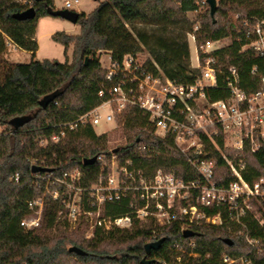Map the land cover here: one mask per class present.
I'll list each match as a JSON object with an SVG mask.
<instances>
[{"label": "trees", "instance_id": "1", "mask_svg": "<svg viewBox=\"0 0 264 264\" xmlns=\"http://www.w3.org/2000/svg\"><path fill=\"white\" fill-rule=\"evenodd\" d=\"M0 0V54L7 48L4 33L22 49L30 51L29 62H6L2 67L0 81V264H71L70 258L95 264H143L144 257H151V264H225L222 256L228 253L238 257L249 252L252 264H264V254L246 239H260L264 247V224L246 206L245 213L235 218L237 210L226 205L201 206L207 216L221 212L222 223L195 224L191 227L193 236H185L183 220L167 227L154 237V227L141 225L135 220L131 228H115L109 231L97 230L86 239L83 235L52 234L61 225L58 212L62 201L54 197L61 185L58 177L77 168L83 172L82 183L88 185L97 181L101 162L84 164V159L110 154L107 133L99 134L88 123L74 130H67L59 141L51 137L60 133L62 125L79 114L99 105L104 81V69L100 61L103 52H111L114 58L128 53L148 51L160 69L171 79L180 83H193L200 76L199 68L191 64V49L188 34L194 32L195 22L189 11L198 10L202 0H102L91 12H80L79 33L57 31L54 41L65 46L66 60L36 59L39 44L36 38L38 20L50 16L48 7L55 6V0ZM207 9L201 16L200 27L195 31L197 44L206 40H220L231 36L232 41L210 54L201 53V61L213 55L217 69L216 86L205 89L210 101L229 96L227 79L230 67L239 74L240 85L247 91L262 87L264 56L252 47L245 37L247 26L235 28L231 13H238L237 20L253 24L264 18V0H216L215 7L206 1ZM34 6L35 18L19 20L13 14ZM73 47L72 60L67 57ZM154 72L157 67L149 61ZM253 69H256L253 72ZM53 92L56 97L46 107L43 98ZM16 117L28 120L18 128L11 121ZM127 143L117 152L123 157H132L135 164L147 172L158 168L174 170L185 179L197 178V172L178 149L173 137L164 138L146 128L145 118H130L124 126ZM210 156L216 159L215 176L228 185L236 178L222 156L225 152L234 158L236 164L242 159L245 168L244 179L253 185L264 175V140H259L256 151L249 143L241 151L225 146L220 131L215 136L219 146L202 134ZM44 138L48 142L41 145ZM138 144L146 150L136 151ZM49 167V171H34L33 166ZM16 174L19 179L16 180ZM43 197L44 205L40 226L27 229L21 221L30 216L33 209L29 201ZM258 209L264 208V196ZM108 214L122 216L131 214L127 200L109 204ZM232 237V238H230ZM226 238L232 242L225 241ZM164 239L156 249L146 250L150 242ZM194 241V245L191 241ZM77 246L84 253L70 251ZM111 247H116L111 252ZM249 250V251H248ZM251 251V252H250Z\"/></svg>", "mask_w": 264, "mask_h": 264}, {"label": "built area", "instance_id": "2", "mask_svg": "<svg viewBox=\"0 0 264 264\" xmlns=\"http://www.w3.org/2000/svg\"><path fill=\"white\" fill-rule=\"evenodd\" d=\"M79 2L65 0L62 8L77 10ZM244 25L247 26L244 34L249 43L243 48L252 47L264 56V18L257 19L253 24L245 20ZM197 29L189 33L197 51L196 68L201 73L195 82L180 83L171 79L151 58L149 61L158 70L154 72L149 61L143 60L139 53H128L119 59L114 58L111 52H103L100 55L105 72L100 90L102 102L65 122L60 133L51 139L57 142L67 130L88 123L94 129L103 121L109 123L111 127L103 132L108 133L115 128H124L130 118H145L146 128H152L156 136L164 138L170 134L173 137L198 177L185 179L176 175L174 170L163 168L147 172L138 167L132 157L123 158L115 151L117 148H113L109 155H98L101 171L97 181L84 185L83 172L79 168L58 177L61 188L53 195L62 201L59 219L64 218L67 223L74 224L86 218L94 234L97 230L131 228L135 220L154 219L163 226H170L180 220L175 211L179 203L182 215L187 217L183 220L187 226L183 227L185 230L200 224L202 219L208 223H222L220 211L207 216L201 206L226 205L230 210L238 211L235 218L239 219L240 214L245 213L244 206L249 208L248 199L264 196V175L251 185L242 174L245 161L241 159L236 164L234 158L225 152L222 156L236 179L228 185L218 181L215 176L216 159L210 156L202 137V134L206 135L219 148L215 136L221 131L225 146L230 149L241 151L246 143L253 151L259 149V140H264V76L260 89L247 91L240 85L238 71L232 66L227 79L229 96L210 101L205 89L217 85L218 72L213 65L216 59L209 55L203 63L201 53L210 54L219 48L221 39L206 40L198 45ZM4 37L7 46L19 47L7 34L4 33ZM103 54L105 57H102ZM47 142L44 138L40 140L41 145ZM139 146L141 152L146 150V145ZM15 179H19L18 174ZM123 199L128 201L131 214L114 216L106 212L109 204ZM190 199L194 200L191 202ZM240 200L244 204L241 208L238 206ZM43 205V197L29 201L35 214L24 218L21 225L27 229L40 226ZM158 235L154 231V237ZM247 240L254 248L260 244V239L247 236ZM222 259L225 264H252L249 252L238 257L224 253Z\"/></svg>", "mask_w": 264, "mask_h": 264}, {"label": "rangeland", "instance_id": "3", "mask_svg": "<svg viewBox=\"0 0 264 264\" xmlns=\"http://www.w3.org/2000/svg\"><path fill=\"white\" fill-rule=\"evenodd\" d=\"M24 1V0H20ZM65 0H59V6L55 4L54 8H62L61 5L64 4ZM102 0H80L78 6L80 9H83L86 12H91L93 11L101 2ZM207 0H202L201 1V6L199 7L198 10L195 11H189L187 14L189 18L195 22V28H199L201 24V16L202 14L206 11L207 5H206ZM77 6V8H78ZM232 18L235 22V28L239 29L241 28V25L244 23L240 20H237L238 13H231ZM48 19H51L52 22L46 23L45 22H40L39 24V31H37V41L39 44V49L36 53V59H45V58H56L60 59L61 61L66 60L65 56V46L61 43H58L53 40L51 36V32H57V31H66L68 33H79L80 32V25L78 23H72L71 21L61 18V17H54V16H48ZM59 23V24H58ZM188 40L190 43V49H191V64L193 67L197 66V51L195 49V43L192 40L191 36L188 34ZM232 37H226L224 39H221V42L219 43L220 47L226 46L229 43H231ZM202 44V43H201ZM200 44V45H201ZM72 53H73V47H70L68 50L67 57L71 61L72 60ZM139 55L143 60H148L152 58V56L148 53V51H143L140 52ZM102 57H105L103 54ZM32 59V54L26 53L22 51L19 47L15 46H7L5 51L0 54V81L2 77V67L5 65L6 62H29ZM201 74V73H200ZM111 127V124L106 123V122H101L100 124H97L95 126V130L97 133H103L107 129ZM4 129V126H0V132ZM125 130L124 128H115L112 131L107 133L108 136V147L109 149L113 148H121L123 145L127 143V134L124 133ZM136 151H142L141 147L139 144L135 147ZM256 201L258 204H260V200L254 196L248 199L246 202L249 206V209L255 214V216L260 219L264 223V208L262 210L258 209L257 204L253 203ZM191 202L194 199H190ZM180 204H176L175 211L178 215V219L180 220H186L187 217H184L181 213V210L179 209ZM35 211L33 210L31 215H34ZM61 225L58 226V228H54L52 230V234L59 235L60 232H66L68 235L73 236L77 233L80 235H83L86 239H90L94 236V230L91 229L90 223L86 218H82L80 221L74 224H69L67 223L66 219L60 218ZM201 223L204 224H213V223H208L205 219L200 220ZM141 225H146L147 227H154L155 231L158 234H161L164 232V230L169 227V226H163L160 223L156 222L154 219H148V220H143L139 221ZM134 225V224H133ZM214 225V224H213ZM218 225V224H215ZM183 227H187L185 221L183 222ZM232 238V237H230ZM233 239V238H232ZM247 239V235H246ZM194 241H191V244L194 245ZM257 249V252L259 254H264V247L262 244H259L258 246L255 247ZM253 246L250 249H255ZM111 252L116 249V247H111ZM249 251V250H248ZM151 258V257H149ZM71 264H95L93 262L85 263L82 261H79L74 258L69 259Z\"/></svg>", "mask_w": 264, "mask_h": 264}, {"label": "water", "instance_id": "4", "mask_svg": "<svg viewBox=\"0 0 264 264\" xmlns=\"http://www.w3.org/2000/svg\"><path fill=\"white\" fill-rule=\"evenodd\" d=\"M37 1H45V0H37ZM208 1L212 7H215L216 0H208ZM47 10L51 16L61 17V18H64V19L71 21L72 23H78V21H79L80 11L73 10V9H67V8H53L50 6L48 7ZM36 15H37L36 8L34 6H30V7L26 8L22 11L15 12L13 14V17H15L19 20H27V19L35 18ZM56 95H57V92H53V93L46 95L43 98V100L41 101V105L43 107H46L52 100H54ZM27 120H28L27 117H16V118L12 119L11 124L15 128H18L19 126L23 125ZM118 150L119 149H115V151H118ZM97 159H98L97 155L93 156V157L86 158V159H84V164L94 163L97 161ZM33 170L34 171H49V170H51V168L43 167L40 165H34ZM184 234H185V236H193L194 231L192 229H185ZM163 240L164 239H159V240L148 243L146 245L147 252L150 253L151 249L158 248L161 245V243L163 242ZM225 241H228L230 243L232 242V240L229 238H226ZM70 251H75L77 253H84V251L77 246L70 247ZM152 262H153V259H150L147 257H144L142 259L143 264H151Z\"/></svg>", "mask_w": 264, "mask_h": 264}, {"label": "crops", "instance_id": "5", "mask_svg": "<svg viewBox=\"0 0 264 264\" xmlns=\"http://www.w3.org/2000/svg\"><path fill=\"white\" fill-rule=\"evenodd\" d=\"M55 4L59 6V5H60V4H59V0H55ZM61 6H63V5H61ZM77 10L80 11V12H81V11H84L83 9H80L79 6H78ZM85 12H86V11H85ZM48 18H49L48 16H44V17L39 18V20H38V25H37V29H36V36H37V31H39V24H40V22H42V21H43V22L46 21V23L52 22L51 19H48ZM58 24H59V23H58ZM53 33H55V32H54V31L51 32V36L53 35ZM20 49H22V48H20ZM22 51L31 54L30 51H27V50H24V49H22ZM51 59H54V58H51ZM39 60H42V59H39ZM59 60H60V59H59Z\"/></svg>", "mask_w": 264, "mask_h": 264}]
</instances>
